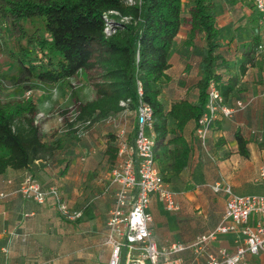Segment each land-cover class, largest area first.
<instances>
[{"label":"crops","instance_id":"0c3cea01","mask_svg":"<svg viewBox=\"0 0 264 264\" xmlns=\"http://www.w3.org/2000/svg\"><path fill=\"white\" fill-rule=\"evenodd\" d=\"M250 1L215 0V6L221 40L217 72L225 82L234 83L228 102H252L212 126L207 151L197 141L196 121L185 125L183 134L190 145L188 165L179 173L167 172L178 208L167 209L156 194L151 195L148 206L152 214L148 226L160 249L171 243L191 242L220 222L228 194L215 192L213 184H230L237 194H264V180L255 179L264 162V52L253 54L248 50L253 48L254 30L259 23V14L253 0ZM182 28L188 29L182 25L174 44L182 41ZM184 33L187 36L178 50L177 64L172 62V48L170 79L161 93L167 108L179 98L187 97L193 103L198 99L195 84L202 75V55L191 56L189 29ZM180 89H185L186 95L177 96ZM253 129L263 139H258ZM237 131L247 139V157L238 151ZM106 132L104 127L95 126L83 137L75 134L73 139L62 138L55 158H39L28 167H9L0 173V264H108L112 246L107 242V221L115 206L113 195L117 186L111 185ZM167 160L163 156L157 158L160 170ZM28 173L44 189L57 185L70 208L82 210V216L67 219L51 195L44 203L26 197L20 186ZM241 242V238L229 232L220 234L212 247L235 251ZM173 257H180L182 264H208L192 248ZM247 258L251 264H264V251L248 253Z\"/></svg>","mask_w":264,"mask_h":264},{"label":"trees","instance_id":"16d2710c","mask_svg":"<svg viewBox=\"0 0 264 264\" xmlns=\"http://www.w3.org/2000/svg\"><path fill=\"white\" fill-rule=\"evenodd\" d=\"M216 11L215 0H0V23H8L16 33L14 45H9L8 30L0 26L4 28L0 31L2 51L18 68L14 75L0 74V173L9 167H28L39 158H55L62 144L58 135L45 140L36 98L24 105L5 96L6 79L20 92L44 90L61 83L71 86V79L84 72L93 81L96 96L75 100L74 120H70L69 108L62 111L66 131L83 137L99 123H106L109 116L128 111L124 116L128 119L127 141L134 148L138 127L133 113L141 101L148 103L153 111L156 156L168 159L161 170L168 182V171L179 173L188 165L190 145L183 130L190 120L196 121L195 130L199 127L207 110L210 83L215 82L223 103L235 106L241 100L230 105L234 83L225 82L217 72L221 40ZM28 22L35 25L32 31L25 27ZM182 25L189 27L188 44L194 45L198 39L202 44V75L195 84L198 99L193 103L187 97L179 98L167 108L161 93L170 79L172 48ZM255 28L253 48L248 50L260 54L259 23ZM241 101L248 106L252 99ZM222 117L219 113L212 126ZM88 121L85 133L79 135L77 125ZM107 125L105 153L112 171L118 160L117 127ZM252 132L263 139L258 131ZM235 137L238 151L249 156L247 139L240 131ZM196 138L203 148L197 134ZM208 139L209 133L203 148L206 151Z\"/></svg>","mask_w":264,"mask_h":264},{"label":"built area","instance_id":"2783aa9c","mask_svg":"<svg viewBox=\"0 0 264 264\" xmlns=\"http://www.w3.org/2000/svg\"><path fill=\"white\" fill-rule=\"evenodd\" d=\"M259 13V52H264V0H253ZM141 92V88H139ZM30 95V91L28 92ZM246 106L241 100L237 105L223 103V97L215 82L209 86L207 110L199 121L196 130L203 148L215 118L231 114ZM123 115L109 116L106 124H114L118 143V160L112 168V182L117 185L115 206L110 211L107 221L109 232L107 242L112 250L108 264H182L175 253L193 249L195 254L205 257L208 264H250L247 254H258L264 251V194H237L230 184L215 183V192L228 194L224 213L220 222L212 229L198 234L191 242L171 243L160 249L154 241L149 229L152 214L148 211L151 195L156 194L167 209L176 210L178 204L175 192L165 180L157 163L156 139L153 131V111L148 103L140 102L136 111L137 134L134 148L127 141V119ZM77 111L69 112L70 120H74ZM123 120L125 123L119 124ZM78 124V133H85L84 126ZM264 180V162L260 165L256 178ZM20 190L28 198L44 203L48 196L55 198L59 211L69 220L80 218L82 210H73L62 198L57 185L44 189L34 175L28 173ZM255 218H254V217ZM253 217V223L250 222ZM235 233L242 239L235 251L226 247L213 248V242L220 234ZM124 257V263H123Z\"/></svg>","mask_w":264,"mask_h":264},{"label":"rangeland","instance_id":"374dc122","mask_svg":"<svg viewBox=\"0 0 264 264\" xmlns=\"http://www.w3.org/2000/svg\"><path fill=\"white\" fill-rule=\"evenodd\" d=\"M184 1L186 2V0ZM250 2H252V0ZM184 12L187 14L186 8ZM37 24L42 27L40 21H37ZM0 26L7 28L8 32L6 34L7 35L6 38L8 44L14 45L13 42L15 40L16 33H14V31H11L10 25L6 22H1ZM183 26L185 27L187 25H183ZM25 27L28 30L32 31L35 28V25L33 23L28 22L25 24ZM110 27H112V24H110ZM187 28L189 29L188 26ZM3 29L0 28V31ZM188 29L182 28V32H181L182 41L177 44H174L173 58H172V62L174 64L178 63V58L180 59V53L178 52V50L182 46L181 44L183 43V41L185 42L186 40L185 38L187 35L184 33V31H188ZM3 40L4 38L0 37V74L6 73V74L14 75L18 72V68L14 63V61L10 59L8 55H6L2 51L3 45L1 42ZM201 46H202L201 41L198 39L195 42V45H192L191 47L192 57L199 56ZM182 73L183 71H181L179 75H182ZM5 83L7 85L5 96L9 99H15L26 105L30 98L33 97L36 98V102L38 104L37 118L41 123L42 134L45 139L54 138V136L56 135L61 136L62 138L65 139L67 137L73 139L74 138V136H72L73 134H71L69 131H66V126L64 122V117L62 116V111L67 108H69L71 111H75L76 99H78V101H87L95 98L96 96V89L93 85V81L84 72H81L77 77L71 79V86L61 83V84H57L56 86L50 89H44V90H40V89L33 90L32 88L31 89L27 88L26 90L20 92L16 90V87L12 85L8 79H6ZM29 91H30V95H28ZM179 95H181V97L186 95V90L180 89V92L177 93V96ZM133 115L135 116L136 113H133ZM97 126H102L106 129V127H108L109 125H107L106 123H99V125ZM256 194H260V193H256Z\"/></svg>","mask_w":264,"mask_h":264}]
</instances>
